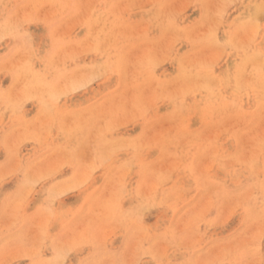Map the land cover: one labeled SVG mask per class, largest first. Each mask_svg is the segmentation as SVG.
Wrapping results in <instances>:
<instances>
[{
	"label": "rangeland",
	"instance_id": "374dc122",
	"mask_svg": "<svg viewBox=\"0 0 264 264\" xmlns=\"http://www.w3.org/2000/svg\"><path fill=\"white\" fill-rule=\"evenodd\" d=\"M0 264H264V0H0Z\"/></svg>",
	"mask_w": 264,
	"mask_h": 264
}]
</instances>
